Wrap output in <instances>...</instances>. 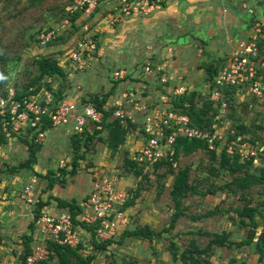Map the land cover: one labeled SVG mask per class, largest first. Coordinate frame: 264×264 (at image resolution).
I'll use <instances>...</instances> for the list:
<instances>
[{
    "label": "rangeland",
    "instance_id": "obj_1",
    "mask_svg": "<svg viewBox=\"0 0 264 264\" xmlns=\"http://www.w3.org/2000/svg\"><path fill=\"white\" fill-rule=\"evenodd\" d=\"M68 1L69 0H0V87L3 85L5 89H8L14 88V86L20 87L21 84L25 83L28 76L34 72L35 67L33 58L37 55L53 56L57 58L58 61L65 58L68 50L73 47L75 40L80 36L79 28L72 30L71 26H64L59 19L62 13L61 8L64 9ZM115 1L116 0H102L90 16L79 18L76 24L84 20L88 24L90 31L96 36L97 42L101 44L99 46V51L101 50L103 53L102 57L101 54L96 57L92 56L89 64V67H92V61H98L96 67H98L100 71L98 75L95 74V72V76L93 75L94 80L98 81V84H95L98 85V88L95 89L96 92H104V84L102 85L100 82L103 83L105 77L108 82L112 80L114 82L112 73L115 69L122 68L127 74L130 73L132 75V79H134L135 76L139 78V80L141 79V82H133V85L130 84L127 86L123 83L119 87L120 95L122 92L137 91L136 100L139 104L143 103L145 107L143 109L141 108V111L139 110L134 113V121L131 122L134 124V127H128L124 142L118 146L115 156H113L114 158L110 160L111 164L108 165V167H99V169L103 170L108 176H114L115 179L113 180H115V186L127 192L129 197L132 198L129 204L121 208L125 222L122 224L120 231L113 236V238L118 241L124 228L131 229L139 225L148 224L155 230H163V228L167 226L170 214L174 210L170 188L173 176L178 168L184 166L189 167V179L192 180L193 183H198V189L200 191L206 188L213 189L218 185L242 176L243 169L245 168L251 173L258 174L259 169L263 165L262 157L264 154H260V149L258 147L261 146V142H264V128L258 130L256 133L248 132L245 134L243 144H249L255 154L249 156L248 159L245 157H238V161L243 163L242 170L231 172L228 169H219V152L222 148V146L219 145L215 149L216 157L214 159L210 157L208 150L198 149L187 156L180 155L177 162L173 164V171H167L169 168L166 169V166L153 171L151 163H143V172H145L146 177H143V175H134L129 171L127 172L123 166L126 160L125 158L133 156V153L145 142V135L143 136L140 128L142 126V115L148 111H153L155 105H158L160 96L170 94L172 88L177 85H171L170 88L167 86L170 84L172 77H174L173 74L170 73V65L176 64V67L179 65V59L175 61L179 55H177V51L183 53L184 56L187 57V62H195L196 65L206 62L207 65L210 64L212 60L214 62V64L211 62L212 65H216V59L219 54L217 52L223 43V34H225L224 38L228 36L239 37L242 35L245 37V33L248 32L251 23H249L250 14L245 11L242 6L244 3L243 0H187V2L186 0H181L179 2L178 0H169L167 1L168 5H166L167 2H162L160 6L156 7L164 12L156 15L154 20L143 21L141 20V15H135L136 21H133L132 24L128 23V21L133 19L131 18L133 16H130L113 25L107 22L105 16ZM251 1L255 2L256 0ZM246 3L248 7L249 3ZM161 6L163 8H161ZM250 8L253 9V12L257 10V8L255 9L251 5ZM259 9L264 12V5L260 6ZM154 11L156 12L157 9ZM151 12L145 16H151ZM221 12L224 15L225 13L233 15L237 21L239 20V23L236 22L234 18L233 21L221 19ZM253 14L254 13H252V15ZM47 27L55 28L58 35H63V39L51 44L48 42L41 44L38 36L40 32ZM162 30L165 31L163 35H161ZM225 30H227V33ZM173 31H176L177 35H181L175 42L173 36H176V33ZM164 35L169 39L163 42ZM35 38H37V40ZM186 41L189 43L187 49L185 48L186 50H184L183 47L179 48L178 45L185 44L187 43ZM157 51L161 52L158 54H164L163 58L167 57L166 59L170 61H164L159 67L155 61L149 58L150 54H157ZM165 52H167V54ZM113 54L114 56H112ZM180 61H182V58ZM59 64L61 65V63ZM187 64L192 65L189 63ZM161 67L163 69H161ZM158 69L161 70L158 71ZM82 72L83 71L76 70V73ZM185 75L187 74L183 73V76ZM85 76H87V74ZM179 76L181 77V75H177L176 77ZM200 77L205 80L206 71L203 75L201 74ZM142 78L148 79L149 81L153 80L157 86L146 85L142 82ZM79 82L82 87L81 94H88V96H90L94 89H91V86L86 87V82H84V80ZM82 82H84V85ZM57 85V82L54 83L55 87H57ZM203 92L206 93L207 89ZM252 97L253 95L250 94L245 96L235 95L234 105L232 108H228V111L235 109L240 114V119L246 122L247 125H250L253 120H256L258 123H264L263 100L255 97L254 101H251V103L248 102L247 105H241L245 100L251 99ZM79 98L80 97L77 99ZM123 98L125 100V97L121 96L114 98L112 101L122 102V108L124 109L128 107V105ZM165 106L167 107L168 105L164 104V107ZM111 107H113V105H111ZM113 117H115L114 114L110 116V118ZM228 119H225L218 127L219 132L223 133V140L226 138L225 134H227L230 124L233 122L232 119ZM123 124L127 125L125 123ZM57 128L60 129L63 128V126H57ZM21 133L26 134L22 131ZM46 134L47 132L45 133V137ZM51 136L52 134L49 132L47 134V138L49 137V139L45 140L44 137L42 143L44 148H47V143L51 144ZM70 136L71 134L66 135L67 143H69ZM14 137L15 138L12 136V138H10L11 141L8 145H0V175L4 172L3 169L5 168V164H16L26 157L27 153L24 144L17 135ZM250 137L257 139L253 143L250 141ZM63 141L64 140H57V143H54V147H56L54 151L55 154H60V152L63 151ZM98 143V140L95 139V141L89 142L88 146L90 144L89 148L92 147L95 151L97 148L96 145L101 146V143ZM126 143L131 144V149L126 147ZM138 143L140 144L137 145ZM99 151L101 152V150ZM68 152V157L71 158L72 152ZM108 152L110 151L108 150ZM108 152L104 150L105 155H108ZM125 152H127V154ZM55 154L51 156L53 162H57L60 156ZM247 160H250L251 164H244ZM208 168H211L212 171L208 170ZM82 169L85 172V167ZM49 170L50 169H47L46 171ZM215 172H218V174ZM36 178L37 186L40 182L46 184V180L41 176H37ZM139 188H141V190H139ZM259 188L260 184H251L248 189H245L246 196L243 199L240 197V190L237 189L235 193H232L228 187L217 190L215 194L188 195L181 201L184 206L185 214H198L214 206H218L226 211L221 212V214L210 215L202 220L192 219L187 215H182L176 220L173 229L163 231L159 238H154L151 241L125 236L121 239L120 243H111L107 250L96 251L92 264H180L179 261L171 258L167 250V245L169 244L170 238H172L176 241L180 250L183 249L189 238V234L181 233L180 231L190 227L194 230L204 229L217 232L226 230L231 232L229 237L233 240L244 238L247 227L240 228L237 224L231 223L229 217L234 218V223H236L237 220L236 213L231 208L241 206L248 198L252 199V205L260 201L262 196L257 193ZM135 191H137L138 194L133 195ZM31 213H33V210ZM21 217H25L23 225L21 224ZM21 217L18 218L20 226L22 225L20 229L21 232L17 233L14 237L15 239H10L9 237H5L2 240L0 239V245L3 244L8 246V243L17 242V239L21 238L22 234L28 231L26 226L33 217L31 214ZM258 219L261 220L260 217H258ZM259 230L260 227L257 228V231ZM89 236L90 235L87 234L81 236L84 244V249L81 248V251L84 255L91 252L93 249ZM197 241L200 244H204L206 242V237L198 236ZM163 251L168 253H166L167 257L165 259L161 258V253ZM253 255L254 253L249 245L232 247L230 249L226 247H214L210 260L211 264H227L230 258L235 257L237 261L233 264H240V261H242L241 263L244 262V264H254L251 257ZM255 256L257 255L255 254ZM255 263L257 264V262Z\"/></svg>",
    "mask_w": 264,
    "mask_h": 264
},
{
    "label": "built area",
    "instance_id": "obj_2",
    "mask_svg": "<svg viewBox=\"0 0 264 264\" xmlns=\"http://www.w3.org/2000/svg\"><path fill=\"white\" fill-rule=\"evenodd\" d=\"M102 0H70L64 6L65 16L61 21L64 26L70 27L69 16L80 12L76 19L88 17L100 4ZM169 0H116L106 13V20L110 24L129 18L130 16L147 15L156 6ZM246 11L251 15L253 10L246 6ZM80 25V36L75 40L73 47L68 50L64 60L69 62L71 71H84L89 68L90 58L97 48V42L93 38L88 24L83 22ZM57 33L55 28L44 29L40 32L38 39L41 44L47 43ZM246 35V36H245ZM245 37L238 38L232 45V49L224 59L215 77L214 88L209 94V99L223 113L226 102L223 100V91L217 87L235 86V95L264 99V54H261L257 45L259 38L264 37V12L254 20L249 26ZM113 78H124L126 71L122 68L115 69ZM50 81V79H47ZM183 85L174 86L170 94L160 96L158 105L153 111H148L142 116V134L145 137L144 144L138 148L133 156H130L138 165L152 163L158 159L170 158L172 155V142L176 135L188 138H207L208 147L216 149L219 145L225 148L229 155L238 154L240 158H249L255 154L249 144H243L242 137L223 140V133L219 132V125L213 124L214 130L211 134L189 125V118L184 113L172 111L170 100L185 92ZM137 91L122 92L120 97H125L128 105L122 108V102H113L115 107L113 114L120 118L122 123L134 121V113L143 109L145 105L137 102ZM14 88H6L0 92V124L3 132H6L7 114L10 116L11 129L19 133L26 126L35 132L34 140L42 143L45 131L39 129L42 123V114H47L52 127H67L71 134H81L88 125L96 130L102 128L101 122L103 112L97 109L91 102L82 101L81 98L68 100L62 98L53 103L52 94L41 92L33 97H24L21 100L14 99ZM165 105H168L167 107ZM141 111V110H140ZM154 113V114H153ZM216 118H219L217 114ZM34 128V129H33ZM221 129V128H220ZM166 130H170V133ZM228 131V130H227ZM233 133L232 130H230ZM227 136V134H225ZM219 140V145L214 146V140ZM246 146V147H245ZM245 147V149H244ZM260 154H264V144L258 147ZM263 151V152H262ZM144 163V164H143ZM175 164V163H174ZM60 165L64 166L63 161ZM92 188L90 192L79 202L80 211L75 215L76 222L67 210L60 211L52 215L41 213L35 220L34 226L40 232L42 238L40 242L32 246L31 251L25 257V264H38L48 255L46 242L54 241L61 245L76 246L81 240V236L86 234V228L82 224H93L95 237L105 239L116 235L122 224L125 222L121 210L123 203L129 194L115 186V177L108 176L101 169L94 168L91 172ZM34 179L22 188L23 196L28 202L33 199ZM256 239V238H254Z\"/></svg>",
    "mask_w": 264,
    "mask_h": 264
},
{
    "label": "trees",
    "instance_id": "obj_3",
    "mask_svg": "<svg viewBox=\"0 0 264 264\" xmlns=\"http://www.w3.org/2000/svg\"><path fill=\"white\" fill-rule=\"evenodd\" d=\"M243 1L248 2L249 5L253 6V8L255 9L257 8V10L252 15V18L250 19L249 23H252L254 20L258 19L263 13L261 10H259V7L261 5H264V0H256L255 2H252L251 0ZM61 11L62 13L59 16L60 20H62L65 16H68L67 14H65L63 8H61ZM79 15L80 12H76L75 14L69 16L72 24V30L77 28L80 29V25L76 24V19ZM49 27H47L46 29H49ZM56 35L57 36L50 39L48 43L51 44L55 41L63 39L62 34ZM93 38L97 42L95 35H93ZM35 39L37 40V38ZM96 44L98 46V42ZM257 45L260 53L264 54V37L258 39ZM33 63L35 69L34 72H32L31 75L28 76L27 81L21 84L20 87L14 86V99L21 100L24 97H33L39 94L40 92L41 95H43L45 92H50L53 97V103L62 99L65 95V89L66 87H68L69 84L67 82V71L59 64L57 58L49 55H37L33 58ZM222 64H224V61H222L219 65H212V63L207 64L205 71L206 80L209 81V86L207 88L206 93L203 94L197 90L185 89V92L183 94L177 95L170 100L169 108L172 111L186 114L189 118L190 126H193L201 130L202 132H207L208 134H211V132L214 130V123H217V125H221L225 119H232L233 122L228 128L226 139L229 140L230 138H235L237 135H240L242 137V140H244L246 133H256L258 130L264 128V123H258L256 122V120H253L250 125H247L246 122L240 119L241 116L235 109H231V111H228V108H232V106L234 105V93L236 92L235 86L217 87L218 89H221L223 91V100L226 102V107L223 113L219 112V104L215 105L212 100L209 99V94L215 86L214 77ZM129 74L130 73H126L124 77L127 78ZM47 79H50V81H48ZM123 79L124 78H114V83H117L118 81H121ZM134 79L139 80V78L137 77H135ZM56 82L58 83L57 87L54 86V83ZM4 90L5 87L2 85L0 87V92L3 93ZM112 91L113 86L109 91L105 93H93L88 96L87 99L81 97L82 101L91 102L97 109L103 112L101 129L105 130L104 141L111 155L115 154L118 146L124 142L125 134L128 127H134V124L131 122H127V125H124L118 117L110 118V116L113 114L115 107L105 108L104 105L108 95ZM254 99L255 97L253 96L251 99L245 100L241 105H247L248 102L251 103V101H254ZM6 114L7 133L3 132L0 124V145L5 144L10 137H14L15 135H17V137L25 145L27 154L23 160L19 161L16 164H5V168L3 169V171L6 173H12L19 170L32 169V165L37 160V153L40 150L42 143L36 142L34 140L35 132L29 126H26L22 131L26 134H22L21 131L19 133L14 132L11 129L10 116L8 113ZM217 114H219V118H216ZM41 120L42 123L39 129L47 130L52 127L47 114H42ZM230 130H232L233 133H231ZM98 131L100 130H97L96 132ZM166 131L170 133V130ZM84 132H82L81 134H71L70 136L72 158L70 160L71 167L67 171L71 174L76 171L78 165L77 159L82 157V154L78 153L80 147H88V143L91 141L92 135L81 137L84 135ZM249 139L251 142L254 143L257 138L250 137ZM219 140L220 139L214 140V146H218L220 144ZM262 144H264V142L260 143V145ZM172 146L173 152L172 155H170V158H162L153 162V171L163 166H166V169L169 168L167 171H173V164L177 162V159L180 155L187 156L198 149L208 150L212 159L216 157V150L208 147L207 138H188L186 136L176 135L172 142ZM125 153L127 154V152ZM238 157V154H227L225 148L222 147L219 152V169H228L231 172L242 170L243 163L238 161ZM125 159L126 160L123 166L127 172L129 171L134 175H143V177H146L145 172H143V166L138 165L130 157H126ZM250 162V160H247L244 164H251ZM262 164L263 165L259 169L258 174L251 173L248 171L247 168H245L243 169L242 176L234 178L224 184L218 185L213 189L206 188L202 191L198 189L197 182L193 183L192 180L189 179L188 166L178 168L173 176L170 188V195L173 199L174 210L170 214L168 224L166 227L163 228V230H155L148 224H144L142 226L139 225L131 229L124 228L120 239L116 241L113 237L97 239V237H95L94 225L82 224L83 227H85L89 231V237L93 247L91 252H88L85 255L83 254V252L81 251V248L84 249L82 239L74 247L69 245H61L54 241H48L46 242L48 255L45 259L40 260L38 264H92V260L96 255V251L107 250L108 246L111 243H120L121 239H123L125 236L137 239H147L151 241L154 238H159L162 235L163 231L173 229L176 220L182 215H187L192 219L202 220L203 218L208 217L210 215L221 214V212L226 211L218 206H214L213 208L207 209L204 212L198 214H185L184 206L182 205L181 201L188 195L215 194L217 190H222L225 187H228V189L232 193H235L237 189L240 190V197L241 199H243L246 196L245 189H248L251 184H260V188L257 190V193L262 196L260 201H257L255 204L252 205V199L248 198L244 201V203L241 204V206H235L231 208L236 213V223H234L235 220L233 217H229L231 223L237 224V226H239L240 228L247 227L244 238H241L239 240H233L229 237L231 232L226 230L217 232L204 229H189L187 231L181 232L190 235L183 249L180 250V248L176 244V241L170 238L169 244L167 245V250L169 251L171 258L173 260L179 261L180 264H211L210 257L212 256L214 247H226L230 249L232 247L249 245L252 249V252L257 255V264H264V156L262 157ZM208 170L212 171L211 168H208ZM59 171H61V174L64 175V172L66 170L59 168ZM215 173L218 174V172ZM37 175L42 176L41 174ZM53 175V170H49L47 171V173L43 174V177L47 179L45 189H50L53 186L54 182L56 180H59V178H56ZM139 190H141V188H139ZM136 194H138L137 191L133 193V195ZM130 198L131 197H127L122 207L132 201V198L131 200ZM55 199L57 200L60 206L67 207V211L71 214L72 218L76 222V219L74 217L80 211V207L78 206L77 201H75L74 199ZM45 203L46 201L41 200L40 196H38L37 199L32 203L33 218L28 223V229L30 232L24 233L21 236L22 250L19 254V259L22 264H25V257L31 251L30 240L32 237V231L34 229V220L41 214L40 210ZM258 217H260L261 220H259ZM258 227H260L259 231H257ZM198 236L206 237V242L204 244H200L197 241ZM236 261V258L232 257L228 260L227 264H233ZM241 262L242 261H240V264H244V262Z\"/></svg>",
    "mask_w": 264,
    "mask_h": 264
},
{
    "label": "crops",
    "instance_id": "obj_4",
    "mask_svg": "<svg viewBox=\"0 0 264 264\" xmlns=\"http://www.w3.org/2000/svg\"><path fill=\"white\" fill-rule=\"evenodd\" d=\"M179 1H181V0H178V2ZM182 1H184V0H182ZM186 2H187V0H186ZM245 3L246 2H244L242 4V6L244 7V10L246 11V4L247 3L246 4ZM166 5H168V2L166 3ZM158 6H160V5H158ZM248 7H250V5ZM161 8H163V7L161 6ZM156 9H157V11H156L157 13L154 11ZM156 9L154 8V10H152L151 16H145V15L142 16L141 15L142 16L141 20H143V21L154 20V17H156V15L162 14L164 12L162 10H159L158 8H156ZM137 16H139V15H137ZM220 16H221V19L228 20V21L229 20L233 21V18H234L236 20V22L239 23V20L237 21V19L233 15H229V13L228 14L225 13V15H224L221 12ZM135 17L136 16L131 17L133 19L128 21V23L132 24L133 21H136ZM251 18H252V13L250 15L249 20ZM137 19H140V18H137ZM225 31L227 33V30H225ZM173 32L176 33V31H173ZM164 33H165V31L162 30L161 35H163ZM224 35L225 34H223V43L221 44V47L219 48V51L217 52L219 54H218L217 59H216V65H219L222 61H224V59L227 57V55L231 51L233 43L238 38L243 37V35H242L239 37L228 36L227 38L226 37L224 38ZM179 36H181V35H177V33H176V36H173L174 42L177 40V38ZM234 38H235V40H234ZM166 39L168 40L169 38L166 35H164L163 42L166 41ZM167 42H170V41H167ZM100 45L101 44L99 42L95 52L93 53V56L96 57V56L101 54V57H102L103 53L101 52V50L99 51ZM177 45H178V43H177ZM188 45H189V43L187 42L185 44H179L178 46H179V48L183 47L184 50H186ZM216 47H217V45H216ZM213 48H214V46H213ZM158 53H161V52L157 51V54H150L149 58H150V60L152 59L153 61H155V63L157 65H159V67H160V65H162V63H164V61L165 62L170 61L169 59H166L167 57L163 58L164 54H158ZM165 53L167 54V52H165ZM177 55L178 56L175 59V61L179 59V65H178V67H176V64L170 65L171 71H172V72L170 71V73L173 74L174 77H172L170 84L167 86H169V88H170L171 85L174 86L175 84H179V85H183L186 88V90H197L201 93H204L203 91L206 90L209 86V81L206 80L205 78H204L205 80H203L200 77V75L201 74L203 75V73L205 72V68L207 66L206 62L204 64L196 65L195 62H192V63H191V61L187 62V57H185L183 53L177 51ZM112 56H114V54ZM181 58H182V61H180ZM101 60H103V59H101ZM58 62L61 63V66L67 71V82L69 84L68 87H66V89H65V95L63 98L68 99V100H75L78 97H80V98L81 97H84V98L88 97V94L87 95L81 94V92H82L81 88L82 87H81V84L79 81H82V80H84V82H86L85 83L86 87L91 86V89H94V91H92V93H98L95 91V89L98 88V85H95L98 81H95L93 78L94 72H95V74L98 75V72L100 71V69L98 67H96V64L98 61H95V60L92 61L93 66L84 70L82 73H76V71L70 72L69 62L67 60L62 59L61 61H58ZM211 62L214 64V62L212 60L210 61V63ZM218 62H219V64H218ZM187 63L192 64V65H188ZM161 69H163V68L161 67ZM161 69H158V71ZM189 72H190V75H189ZM179 73H181V74H179ZM183 73H186L187 75L183 76ZM86 74H87V76H85ZM158 74H159V72H158ZM176 74L181 75V77L180 76L176 77L177 76ZM131 76L132 75L129 74V76L127 78H125L124 80L118 81L117 83H114L113 80L111 82H108L106 80V77L104 78L103 83L99 81L102 85L104 84L105 90L103 93L109 91L113 86V91L108 95V97L105 101V105H104L105 108L111 107V105L113 103L112 100L114 98L120 97L119 87L123 83H124V85L129 86L130 84L133 85V82H135V83L141 82V79L140 80L130 79ZM84 82H82L83 85H84ZM142 82L145 83L146 85H149V86H154V85H155V87L157 86V84L153 80L149 81L148 79L142 78ZM94 85H95V88H94ZM84 130H85L84 135L81 137L92 135L90 142L95 141V139H97L99 142L98 144L101 143V146L96 145V147L98 149L96 148L95 151L92 149V147L89 148L90 144L88 147L81 146L78 153H81L82 157L77 159L78 165H77L76 171L73 174H71L67 171V169L69 170L71 167L70 166V160L72 158V156H71V158L68 157V154H69L68 151L72 152V150H71L72 148H71V144H70V137H69V143L66 142L67 141L66 135H70L71 133L68 131L67 127H63L60 129L57 127H51L45 131V133L47 132V134L49 132H51V134H52L51 144L47 143V148H44L43 144H42L40 150L37 153V160L32 165V169L19 170V171L12 172V173L3 172L2 175H0V239L1 240L5 237H9L10 239H15L14 237L17 235V233L21 232L20 229L24 223L23 220L25 219V217L22 218L21 216H28L29 214H31V216L33 217V214L31 213L32 207H33L32 203L37 199L38 196H40L41 200L46 201V203L42 206V208L40 210L41 213H48V214L55 215V214L59 213L60 211L67 210V207L60 206L55 198H62L65 200L74 199L75 201L79 202L90 192V190L92 188V178H91L92 170L94 168L99 169L100 166H107L108 167V165L111 164L110 160H112L114 158L113 156H115V154L111 155L110 152H108L109 149H108V147L104 141V138H105V130L104 129H100V131L96 132L97 130L94 129V127H92L91 125H88V127ZM47 134H46L45 140L49 139V137L47 138ZM10 138H12V137H10ZM10 138L7 141L8 143L7 142L5 143L6 145H8L10 143V141H11ZM13 138H15V137H13ZM57 140H64L62 143L63 144V151L60 152V154L54 153V151L56 149V147H54V143H57ZM139 144L140 143H138L137 145H139ZM126 147H129V149H131V144L126 143ZM0 149H1V146H0ZM25 149H26V147H25ZM103 149L108 152V155L104 154ZM99 150H101V152ZM53 154L60 155L58 157L59 159L57 162H53V159L51 158V156ZM60 161H63L64 166L60 165ZM9 165H11V164H9ZM84 167H85V169H84L85 172L82 169ZM45 168L53 170V172H54L53 176L56 178H59V180H56L54 182L53 186L50 189H45L46 184H44L43 182L42 183L40 182V184L38 186L36 185V179H37L36 177L38 176L37 174H41L42 175L41 177L43 179H45L46 183H47V179L45 177H43V174L47 173V171H46L47 169H45ZM59 168L66 170L64 172V175L61 174V171H59ZM32 179H34L33 201L28 202L26 200V198L23 196L22 188L25 185L29 184ZM50 196H52V197H50ZM18 218H20V220H21V224H22L21 226H20V222H19ZM28 220H29V218H28ZM31 220H29V221H31ZM26 227L28 229V225ZM189 229H192V227L184 229L180 232L187 231ZM232 230H235V229H232ZM27 232L28 233L30 232L29 229ZM85 233L87 235H89V231L87 229H86ZM86 234H84V235H86ZM41 238H42V235L40 234V232L37 231L36 227L34 226V229L32 231V239L30 240V247L32 248V246H34L35 243L40 242ZM21 250H22L21 238H18L17 242L14 241V242L8 243V246L1 244L0 245V264H22L20 259H19V254H20ZM166 253L167 252L163 251L161 253V258L165 259L167 257V254H168V253L167 254ZM251 257L253 259L254 264H256L255 262L257 260V256H255V254H254Z\"/></svg>",
    "mask_w": 264,
    "mask_h": 264
}]
</instances>
